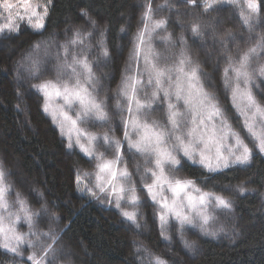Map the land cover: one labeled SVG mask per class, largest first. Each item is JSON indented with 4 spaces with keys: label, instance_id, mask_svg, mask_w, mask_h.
Here are the masks:
<instances>
[{
    "label": "trees",
    "instance_id": "1",
    "mask_svg": "<svg viewBox=\"0 0 264 264\" xmlns=\"http://www.w3.org/2000/svg\"><path fill=\"white\" fill-rule=\"evenodd\" d=\"M255 1L259 13L252 16L250 32L244 24V17L251 15L250 10L241 1L239 6L226 5L204 14L201 7L184 5L179 0H151L153 21H167V31L157 30L152 36L151 47L159 57L158 65L165 67L178 61L183 47L179 44L182 36L187 44L185 52L207 74L202 76L205 90L217 96L226 116L231 117L232 125L236 116L223 85V70L227 67V57L238 60L264 38V0ZM147 3L148 0H50L42 34L22 25L19 35L0 38V164L11 186L9 196L15 192L33 211L46 205L50 212L62 217L51 225L56 231L67 228L55 245L57 251L53 261L58 264H152L156 256L167 264H264V156L258 152H253L248 165L214 173L196 164L181 162L178 173L182 177L195 181L205 191L233 201L230 213L218 212L221 227L214 231L215 236L203 235L198 228L185 229L184 239L194 242V250L185 249L174 228L168 233L171 240L163 239L154 216L155 208L139 186L135 185L143 204L138 230L125 221L118 210L101 200L88 199L76 190L77 174L82 178L83 173H89L93 160L77 148L67 149V141L43 111V95L31 87L40 81L29 77L27 57L41 61L42 80H55L58 45L67 43L78 29L93 32L89 59L98 81L94 95L106 102L109 121L88 126L97 135L109 133L119 139L126 111L121 113L116 105L119 102L121 108L127 107L124 98L123 101L120 98L119 89L124 77L131 74L127 69L136 68L129 57L133 39L144 26L142 17ZM165 3L173 10L159 7ZM82 10L96 21L95 30L88 18L81 15ZM194 23L212 24L217 31V41L225 32H230L235 39L226 44L229 51L225 52L214 42L210 32L194 42L190 31ZM121 28L125 31L121 32ZM101 31L105 32L109 51L107 63L102 57L96 63L99 55L96 42ZM169 34L172 42L165 43L162 37ZM37 43L40 49L33 50ZM261 66H264V55L254 59L249 70L255 71ZM262 80L256 72L254 82L258 99L264 97ZM130 155L125 146L124 159L131 181L136 183V164ZM241 183L250 190L243 195L237 191ZM43 220L45 227L41 225L39 229L48 230L49 218L45 216ZM61 248L71 252L70 258ZM0 264H8L1 248Z\"/></svg>",
    "mask_w": 264,
    "mask_h": 264
},
{
    "label": "snow or ice",
    "instance_id": "2",
    "mask_svg": "<svg viewBox=\"0 0 264 264\" xmlns=\"http://www.w3.org/2000/svg\"><path fill=\"white\" fill-rule=\"evenodd\" d=\"M244 2L251 14L244 17V24L251 32L252 16H258L259 10L252 0ZM179 3L199 6L204 14H209L226 5L239 6L240 0H199V3L198 0H179ZM49 4L50 0L43 3L39 0L34 3L32 0H0V18L4 20L0 24V38L19 35L22 22L33 32L42 34ZM159 7L173 10L167 3ZM81 15L88 18L95 30L96 21L89 17V13L82 10ZM152 15L151 0H148L142 17L144 26L133 39L129 57L136 68L127 69L131 74L124 77L119 89V95L126 101L128 114L127 119L122 117V140L109 133L99 136L82 127L89 123L103 125L109 121L106 102L94 95L98 81L93 72V62L89 59L93 32L78 29L67 43L58 45L55 80H42L44 71L41 61L31 56L27 57L30 63L26 70L32 80L40 81L31 87L43 95V111L51 116L61 136L67 139V149L79 148L85 157L96 161L94 173H83L85 178L93 177L94 183L90 179L88 184H84L78 173L77 192L91 200L105 199L114 204L125 221L140 229L143 201L131 183V174L124 159L126 145L128 153L144 157L147 163L152 164V167L145 169L144 174L151 177V183L143 184V191L155 208L154 216L160 235L165 241H170L168 233L174 226L185 249L194 250V242L184 239L185 229L198 227L203 235L215 236L217 233L209 230L216 220L215 213H230L233 201L205 191L195 181L177 177L175 172L179 171L182 159L214 173L234 165H248L254 149L264 153V97L258 99L253 93V88L257 87L254 75L258 72L260 77H264V66L255 71L249 70L252 61L264 55V38L259 39L238 60L227 57V67L223 70V85L230 93L232 107L240 120L241 130L246 133L245 137L230 123L217 96L205 90L202 76L207 74L185 52L187 44L182 36L179 44L183 47L178 61L172 67L158 65L159 57L151 47L152 36L157 30L166 32L167 21H153ZM124 31L121 28V32ZM190 31L194 42L210 32L214 42H218L225 52L229 51L226 44L235 39L230 32H225L217 41V31L212 24L194 23ZM99 36L96 63L101 57L107 63L109 51L105 32L101 31ZM162 39L165 43L172 42L171 34ZM39 49L40 43L33 45V50ZM144 88H151L152 91L141 97L140 92ZM116 107L121 113L125 111L119 102ZM157 109L164 111L165 124L147 119ZM246 138L252 147L245 142ZM100 147L112 149L113 158H106L105 151H100ZM6 176L0 164V248L14 258H21L24 264H53L52 258L57 251L55 245L67 228L56 231L51 225L58 223L62 217L50 212L46 205H42L39 211H33L19 194L16 200L18 211L13 212L7 200L11 186L7 184ZM237 191L243 195L250 190L241 183L237 185ZM40 195L43 196L42 193ZM125 206L132 210H127ZM45 216L50 221L48 230H35L37 221L43 222ZM21 221L28 226L27 233L18 231L17 224ZM28 249L33 251L25 259L23 253ZM152 264L167 262L156 256Z\"/></svg>",
    "mask_w": 264,
    "mask_h": 264
},
{
    "label": "rangeland",
    "instance_id": "3",
    "mask_svg": "<svg viewBox=\"0 0 264 264\" xmlns=\"http://www.w3.org/2000/svg\"><path fill=\"white\" fill-rule=\"evenodd\" d=\"M241 2H243L244 4H245V6L247 7V5H246V3L244 2V0H240ZM32 2L34 3V2H36V0H32ZM39 2H41V3H43L44 2V0H39ZM252 2H254L256 5H257V3H256V1L255 0H252ZM257 7H258V5H257ZM249 10V9H248ZM6 15V14H5ZM4 23V20L2 19V18H0V24H3ZM22 25H25V26H27L26 25V23H21V25L20 26H22ZM176 63V62H175ZM175 63H171V64H169V65H166L165 67H172ZM263 78V80H264V77H262ZM147 80V76L145 75V81ZM120 88H121V86H120ZM151 91H152V89L151 88H144V89H142L141 90V92H140V96L141 97H143L144 95H145V93H148V94H150L151 93ZM253 93H254V95H255V93H256V90H255V87L253 88ZM228 94H229V102H230V105H231V107H232V102H231V97H230V93L228 92ZM120 98H122V101H123V97L120 95ZM125 100V99H124ZM127 108V107H126ZM126 108H125V111H126ZM232 110L234 111V113H235V116H236V120L233 122V127L234 128H236V130L237 131H241V135L242 136H245L246 137V133L245 132H243L242 130H241V128H240V120H239V118H238V116H237V114H236V111H235V109L232 107ZM47 114V113H46ZM127 111H126V116H125V119H127ZM47 116L48 117H50V119L52 120V118H51V116L50 115H48L47 114ZM147 119L149 120V121H151V120H156V121H158V122H160L161 124H165L166 123V116H165V113H164V111L163 110H161V109H157L156 111H154V112H152L148 117H147ZM229 119V121H230V119H231V117H229L228 118ZM53 122V121H52ZM231 124H232V121L230 122ZM89 124H92V123H89ZM89 124H86V125H82V127H84V128H86L89 132H91V133H94V132H92V130H90V128H89ZM55 125V124H54ZM56 126V125H55ZM56 128L58 129V131H59V133H60V130H59V128L56 126ZM123 132H124V129L122 130V135H121V137L119 138V139H123ZM60 135H61V133H60ZM97 135V134H96ZM99 136H102V135H99ZM66 141H67V139L65 138V137H63ZM245 142L246 143H249V147H252V144L247 140V138L245 139ZM126 146V145H125ZM77 149H79V148H77ZM100 151H105V154H106V158H108V159H112L113 158V155H114V151L112 150V149H107V150H105V148L104 147H100V149H99ZM253 152H258V153H260L258 150H256V149H254L253 150ZM261 155H263L264 156V153H260ZM131 156V158L133 159V161H135V167H136V170H137V166H139V171H137V176H138V180H137V182L135 183V182H133V181H131V183L132 184H134V185H137V186H139V189H141V190H143V184H145V183H151V177L150 176H145V174H144V172H145V169L146 168H150V167H152V164H150V163H147L146 162V160H145V158L144 157H141V156H139V155H133V154H131L130 155ZM182 161H185V162H188V163H191V164H196V163H192L191 161H188L187 159H182L181 160V162ZM93 162V166H92V169L89 171V173H94L95 171H96V169H95V164H96V161L95 160H93L92 161ZM196 165H198V166H200L199 164H196ZM234 166H237V165H234ZM123 167V166H122ZM200 167H202V166H200ZM203 168V167H202ZM203 169H205V168H203ZM206 170V169H205ZM175 175L177 176V177H179V178H184V177H182L179 173H178V171L177 172H175ZM82 179V181H83V183L84 184H88L89 183V180L91 179L92 181H93V183H94V178L93 177H88V178H85V177H82L81 178ZM185 179V178H184ZM146 193V192H145ZM12 197L11 196H9V194H8V196H7V200H8V202H9V204L10 205H12V208H11V210L13 211V212H16V211H18V205L16 204V200H17V193H12ZM86 197V196H85ZM88 198V197H87ZM89 199V198H88ZM101 203H103V204H105L106 206H109V207H112L113 209H116L115 208V206H114V204H110V203H108V201L107 200H105V199H101V201H100ZM126 208H127V210H132L131 208H129V207H127V206H125ZM117 210V209H116ZM119 211V210H118ZM218 212L219 211H217L216 213H215V215H216V220H215V222L214 223H212L211 224V226H210V231H217V230H220V225H221V220L220 219H218L217 218V216H218ZM3 214H6V213H3ZM41 225H43V228L45 227L44 226V220H43V222H40L39 221V223L37 222V226H36V229L35 230H38V231H47V230H40L39 229V226H41ZM172 228H174L175 229V227L173 226V227H171L170 228V230H172ZM198 228V227H197ZM17 229H18V231L19 232H21V233H27L28 232V226L26 225V224H24L23 223V221H21L20 223H18L17 224ZM188 229V228H187ZM199 229V228H198ZM169 230V231H170ZM176 230V229H175ZM45 243H50V242H48V241H45ZM1 250H2V252L4 253V256H5V259L7 260V263L8 264H24V260H21V258H19V257H13L10 253H6L2 248H1ZM60 250H62V251H64L65 252V254L70 258V255H71V252L69 251V250H67L66 248L65 249H60ZM33 251V249H28L27 251H25L24 253H23V255H24V258L26 259V257L31 253ZM51 258V257H50ZM53 259V258H52ZM55 259V258H54ZM53 264H58V262H55V261H53ZM62 264V263H61Z\"/></svg>",
    "mask_w": 264,
    "mask_h": 264
}]
</instances>
